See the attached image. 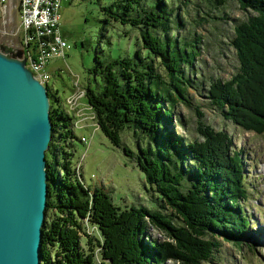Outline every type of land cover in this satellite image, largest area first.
Instances as JSON below:
<instances>
[{"label": "trees", "instance_id": "16d2710c", "mask_svg": "<svg viewBox=\"0 0 264 264\" xmlns=\"http://www.w3.org/2000/svg\"><path fill=\"white\" fill-rule=\"evenodd\" d=\"M186 1L112 0L101 7L105 27L98 37L100 45L103 39L105 45H111L107 28L120 25L140 32L145 54L135 50L132 56L117 59L109 55L103 63L95 53L89 73L101 78L102 89L95 92L88 88L85 95L109 143L127 157L137 156L149 190L158 196V209H121L99 188L90 196V189L72 172V154L62 148V141L76 138L71 119L55 101L50 102L52 136L46 152L48 195L41 235L42 264H203L219 247L214 237L222 236L226 242L232 239L237 247L245 245L243 240L246 245L253 241L248 233L252 219L243 209L254 188L247 179L250 168L245 167L241 151L234 150L229 134L205 125L198 109L200 141L175 137L165 129L176 105L188 103L189 88H200L190 86L185 69L194 67L192 61L203 38L196 30L189 32L188 38L175 35L188 23L177 7ZM229 1H235L246 14L228 39L238 70L228 81L210 83L207 96L224 120L262 135L264 0H206L212 10ZM126 128L136 139V154L122 144ZM186 162L191 166L186 167ZM82 220L96 227L98 237L83 233ZM150 228L161 232L164 240L152 237Z\"/></svg>", "mask_w": 264, "mask_h": 264}, {"label": "rangeland", "instance_id": "374dc122", "mask_svg": "<svg viewBox=\"0 0 264 264\" xmlns=\"http://www.w3.org/2000/svg\"><path fill=\"white\" fill-rule=\"evenodd\" d=\"M111 1L60 0L58 15L54 17L59 21L58 34L60 35L61 30L63 37H60L68 42L69 49L62 57H47L38 72L33 71L31 66L28 67L26 62L25 67L47 89L49 103L55 101L54 105L59 106L71 119V130L76 138L62 141V148L72 154L69 159L72 172L79 183L90 189V196L95 188H99L121 209L144 206L156 210L160 203L155 199L158 196L149 190L135 160L137 156L127 157L122 149L109 143L99 130L96 115L85 97L88 88L95 92L102 89L101 78L89 73L94 65L95 53L99 54L104 63L109 55L111 59H117L132 56L135 50H141L140 32L120 25L106 27V35L111 37V45H105L104 39V44L100 45L98 37L101 29L105 27L100 8L108 6ZM5 5L0 7V52L9 58L23 61L29 55L35 57L33 51L35 52L37 45L27 38L22 28L18 14L19 0H6ZM178 6L181 13L188 18V23L176 30L175 35L188 38L187 34L196 30L203 38V46L199 48L196 60L192 61L194 67H182L187 71L185 76L190 86L200 88L198 91L189 88L186 94L188 103L181 102L176 105L165 129L175 137L200 141L196 132L198 109L205 125L212 127L214 131L224 130L229 134L234 150L241 151L245 158V167L250 168L247 179L254 187L248 203L243 205V209L252 219V227L248 233L253 235V241L246 245L248 242L243 240L245 245L237 247L232 239L226 242L222 240V236L214 237L219 247L214 251L212 259L203 264H264V134L244 131L224 120L219 111L210 104L207 96L210 83L216 79L228 81L238 70L235 52L228 39L233 36L234 26L246 19V14L235 1H229L224 7L215 10H212L206 0H188ZM193 18L196 19L193 21ZM135 43L138 47L134 48ZM141 52L145 54L142 50ZM121 138L122 144L136 154V139L132 130L126 128ZM185 166L191 165L186 162ZM163 212L168 213L169 210ZM82 223L86 236L98 237L94 225L87 220H82ZM150 234L157 240H164L163 234L154 228H150Z\"/></svg>", "mask_w": 264, "mask_h": 264}, {"label": "water", "instance_id": "95a60500", "mask_svg": "<svg viewBox=\"0 0 264 264\" xmlns=\"http://www.w3.org/2000/svg\"><path fill=\"white\" fill-rule=\"evenodd\" d=\"M47 89L0 52V264H40L52 136Z\"/></svg>", "mask_w": 264, "mask_h": 264}, {"label": "built area", "instance_id": "2783aa9c", "mask_svg": "<svg viewBox=\"0 0 264 264\" xmlns=\"http://www.w3.org/2000/svg\"><path fill=\"white\" fill-rule=\"evenodd\" d=\"M59 1L20 0L18 5L22 28L27 38L37 45L34 52L36 56L29 55L25 59L28 67L31 66L35 72L45 64L47 57H62L69 49L68 43L58 34L59 21L54 17L58 15ZM0 2V7L6 6L5 0Z\"/></svg>", "mask_w": 264, "mask_h": 264}, {"label": "bare ground", "instance_id": "6f19581e", "mask_svg": "<svg viewBox=\"0 0 264 264\" xmlns=\"http://www.w3.org/2000/svg\"><path fill=\"white\" fill-rule=\"evenodd\" d=\"M45 82V81H44ZM44 85V84H43ZM46 163H47V160H46ZM47 172V171H46Z\"/></svg>", "mask_w": 264, "mask_h": 264}, {"label": "crops", "instance_id": "0c3cea01", "mask_svg": "<svg viewBox=\"0 0 264 264\" xmlns=\"http://www.w3.org/2000/svg\"><path fill=\"white\" fill-rule=\"evenodd\" d=\"M20 1V0H19Z\"/></svg>", "mask_w": 264, "mask_h": 264}]
</instances>
